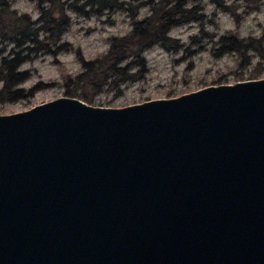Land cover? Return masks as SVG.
I'll use <instances>...</instances> for the list:
<instances>
[{"label":"water","instance_id":"95a60500","mask_svg":"<svg viewBox=\"0 0 264 264\" xmlns=\"http://www.w3.org/2000/svg\"><path fill=\"white\" fill-rule=\"evenodd\" d=\"M0 264H264V77L0 113Z\"/></svg>","mask_w":264,"mask_h":264},{"label":"rangeland","instance_id":"374dc122","mask_svg":"<svg viewBox=\"0 0 264 264\" xmlns=\"http://www.w3.org/2000/svg\"><path fill=\"white\" fill-rule=\"evenodd\" d=\"M61 1L65 2L63 11L69 22L58 43L50 45V51L30 53L31 56L20 64L18 70L27 74L17 87L23 90L24 95L0 99V113L23 110L66 95L67 89L76 86L74 80L83 71V60L103 55L112 37L126 34L134 20L151 13L148 0H118V6L101 10L96 5H85L82 12L66 7V3L73 0ZM81 3L79 0L76 5ZM195 3L200 7L202 20L173 26L163 43H155L143 51L144 65L134 66L118 75L94 94L89 103L121 106L149 98L174 96L208 84L249 78L251 71L256 69L261 70L259 77H264V59L254 55L245 65L242 54L237 51L220 53L227 43H218L221 35L245 38L264 34V0H258L257 8L253 7L254 0H199ZM40 6L54 9L56 6L54 14H59L57 1L52 4L47 0H11L10 3V8L17 14L26 15L30 22L29 30L43 22ZM38 37L48 44L45 32L40 31ZM3 44L7 55L11 50L20 51L12 42ZM123 77L125 80L120 81ZM2 85L0 79V88ZM81 85L83 87L79 91L88 95L92 93V86Z\"/></svg>","mask_w":264,"mask_h":264},{"label":"trees","instance_id":"16d2710c","mask_svg":"<svg viewBox=\"0 0 264 264\" xmlns=\"http://www.w3.org/2000/svg\"><path fill=\"white\" fill-rule=\"evenodd\" d=\"M47 1L52 4L55 1L59 3V14L57 16L54 14L56 6L55 9L50 6L46 8L40 6L42 11L40 19L43 22L29 30L30 22L28 23L26 15L17 14L11 9V0H0V79L3 83L0 88V99H15L24 95L23 90L17 85L26 78L27 73L18 70V67L31 56L30 53H36L39 50L50 51V45L55 46L58 43L69 22V17L63 11L64 1ZM77 1L79 0L66 3V7L82 12L85 5L90 7L96 5L99 10L112 9L119 5L118 0H80L82 3L79 6L76 5ZM189 1L192 3L189 4ZM196 1L199 0H148L147 2L151 3V13L134 20L126 34L112 37L110 46L103 55L93 60H83V71L77 74L74 80L76 86L67 89L65 94L78 96L91 102L93 95L104 86H108L118 75H123V72H127L134 66L144 65L143 51L155 43H163L173 26L202 20L200 7L195 3ZM253 7H258V0H254ZM40 31L46 33L45 39L49 41L48 44L38 37ZM4 42L14 43L15 48H19L20 51L11 50L9 55L5 54ZM225 42L227 46L222 47L220 53L237 51L245 58V65L251 62L254 55L264 59V34L245 38L221 35L218 43L224 45ZM22 51L26 53L22 54ZM249 51L253 54H246ZM124 62L125 64L122 65ZM260 72V69L252 70L248 77H259ZM122 80H125L124 77L120 81ZM82 83L93 87L90 95L79 91V88L83 87ZM28 91L31 92V90Z\"/></svg>","mask_w":264,"mask_h":264}]
</instances>
